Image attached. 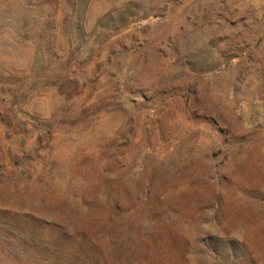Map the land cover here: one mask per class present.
<instances>
[{"label": "rangeland", "instance_id": "374dc122", "mask_svg": "<svg viewBox=\"0 0 264 264\" xmlns=\"http://www.w3.org/2000/svg\"><path fill=\"white\" fill-rule=\"evenodd\" d=\"M0 264H264V0H0Z\"/></svg>", "mask_w": 264, "mask_h": 264}]
</instances>
